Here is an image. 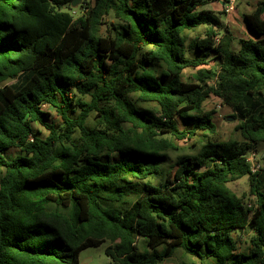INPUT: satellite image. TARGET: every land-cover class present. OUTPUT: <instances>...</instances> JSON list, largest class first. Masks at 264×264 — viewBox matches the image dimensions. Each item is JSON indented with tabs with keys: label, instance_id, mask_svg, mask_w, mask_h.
Returning a JSON list of instances; mask_svg holds the SVG:
<instances>
[{
	"label": "trees",
	"instance_id": "1",
	"mask_svg": "<svg viewBox=\"0 0 264 264\" xmlns=\"http://www.w3.org/2000/svg\"><path fill=\"white\" fill-rule=\"evenodd\" d=\"M70 2L0 0V264H79L103 242L111 264L179 250L264 264V150L263 168L246 159L264 145V0L243 14L251 36L237 48L208 0ZM200 26L188 47L202 56L188 57L184 33ZM211 95L241 139H219ZM244 176L252 203L228 187Z\"/></svg>",
	"mask_w": 264,
	"mask_h": 264
},
{
	"label": "rangeland",
	"instance_id": "2",
	"mask_svg": "<svg viewBox=\"0 0 264 264\" xmlns=\"http://www.w3.org/2000/svg\"><path fill=\"white\" fill-rule=\"evenodd\" d=\"M208 0V4L203 6V9L214 11L213 13L216 15L219 24L221 25V30L223 27H226L232 34L234 41L232 44L236 45V40L241 37H248L251 36V33L245 29L243 24V14L250 13L254 8L256 3L259 0H233L231 5L233 9L229 12L225 10V6L228 5L229 0ZM79 6L76 7L74 10H78ZM111 15H107L105 17V22L100 25L98 34H106L107 28L109 25L110 20H112ZM220 30V31H221ZM204 32V26L197 27L192 31H186L184 33V46L186 48V56L188 57H201L202 54L200 51L196 49H189V42L190 40L194 39L195 37H202ZM212 54L209 55L206 59L209 61L212 58ZM209 65L215 66V60L209 61ZM195 74V69L186 68L183 70L181 78L187 81H193V76ZM14 80L6 81L5 84H11ZM211 81H209L210 83ZM202 108L205 112H209L216 126V133L220 140H228V139H241L238 130H235V126L238 123V120L232 117V111L228 107L221 104L220 100L215 96H209L202 105ZM89 118V120H92ZM56 126H59L58 118L53 114L49 117V121H53ZM180 128H183L184 125L181 122H178ZM33 128L40 132L41 136H44L47 131L43 126H40L36 123L33 124ZM178 146L177 150H172L169 152V155L172 159H174L178 154L188 153L192 151L193 148H190L191 140L186 141H176ZM264 150V145H258L255 151V162L260 165V168H263L260 155ZM17 153V150L11 149L7 155L13 156ZM264 174V170L261 172ZM228 187L239 197H242L244 202L252 203L254 197L249 193V182L246 176L237 179L235 181H231L228 183ZM248 234L244 233L241 236L239 242V249H243L246 247ZM243 242V244H241ZM108 243L103 242L98 246L95 247H87L80 251L79 253V264H111V258L106 255L105 248L107 247ZM191 261L194 264H214L212 258H207L203 261L199 260L198 258L192 257L188 254H183L180 250L177 251L172 257L166 259L163 264H180L181 261Z\"/></svg>",
	"mask_w": 264,
	"mask_h": 264
},
{
	"label": "built area",
	"instance_id": "3",
	"mask_svg": "<svg viewBox=\"0 0 264 264\" xmlns=\"http://www.w3.org/2000/svg\"><path fill=\"white\" fill-rule=\"evenodd\" d=\"M233 0H229L228 1V5H226L225 7V10L227 12L231 11L233 9V6L231 5ZM217 40V38H215ZM246 159L247 161L250 163L251 165V171L254 172L258 169H260V165L257 164L255 161V151L251 150V151H248L247 154H246Z\"/></svg>",
	"mask_w": 264,
	"mask_h": 264
},
{
	"label": "water",
	"instance_id": "4",
	"mask_svg": "<svg viewBox=\"0 0 264 264\" xmlns=\"http://www.w3.org/2000/svg\"><path fill=\"white\" fill-rule=\"evenodd\" d=\"M81 1L82 0H71L70 7H72V8L77 7L81 3Z\"/></svg>",
	"mask_w": 264,
	"mask_h": 264
},
{
	"label": "crops",
	"instance_id": "5",
	"mask_svg": "<svg viewBox=\"0 0 264 264\" xmlns=\"http://www.w3.org/2000/svg\"><path fill=\"white\" fill-rule=\"evenodd\" d=\"M211 1H213V0H211ZM211 1H209V2H211ZM208 4V2H206L203 6H205V5H207ZM203 6H201L200 8H202ZM226 7V6H225ZM203 9V8H202ZM206 10V9H205ZM210 11V10H209ZM212 13L214 12V11H211ZM214 14V13H213ZM244 18V17H243ZM243 24H244V26H245V22H244V20H243ZM245 29H246V26H245ZM247 30V29H246ZM235 45V44H234ZM233 44H232V47L233 48H237V46H234Z\"/></svg>",
	"mask_w": 264,
	"mask_h": 264
}]
</instances>
